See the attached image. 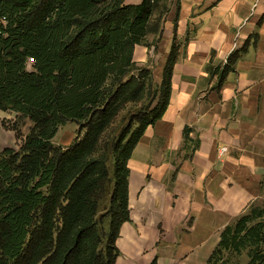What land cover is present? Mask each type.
<instances>
[{
	"label": "trees",
	"instance_id": "1",
	"mask_svg": "<svg viewBox=\"0 0 264 264\" xmlns=\"http://www.w3.org/2000/svg\"><path fill=\"white\" fill-rule=\"evenodd\" d=\"M162 19L159 0H0V111L32 122L18 150L0 153V264H117L128 161L168 106L179 53L174 42L158 83L134 61ZM128 103L136 108L119 118ZM67 122L77 140L54 145ZM249 246V264H264V206L224 229L207 264Z\"/></svg>",
	"mask_w": 264,
	"mask_h": 264
},
{
	"label": "crops",
	"instance_id": "2",
	"mask_svg": "<svg viewBox=\"0 0 264 264\" xmlns=\"http://www.w3.org/2000/svg\"><path fill=\"white\" fill-rule=\"evenodd\" d=\"M159 5L162 32L134 58L145 64L155 51L162 76L174 42L179 53L168 106L128 161L130 221L117 264H207L224 229L264 206V0Z\"/></svg>",
	"mask_w": 264,
	"mask_h": 264
},
{
	"label": "rangeland",
	"instance_id": "3",
	"mask_svg": "<svg viewBox=\"0 0 264 264\" xmlns=\"http://www.w3.org/2000/svg\"><path fill=\"white\" fill-rule=\"evenodd\" d=\"M148 38L146 39V41L153 45V39L149 40ZM136 59L134 58V61L136 62L137 66H146L148 68H151L154 73L155 81L157 83L161 81V76H158L160 56L156 55L155 51L152 50L151 57H149L148 62L145 64L137 62ZM32 64V60H29L27 64V68L29 70L33 69ZM135 108L136 106H133V104L128 103V105L122 109L119 118L125 115L126 113H130ZM31 127L32 122L28 118L21 117L12 110L0 111V153L6 148L18 150L24 138L29 133ZM78 135L79 125L74 122H67L66 124L58 128V131L52 139V142L56 146H68L77 140ZM107 198L108 194L104 196V199L100 203V212L103 210ZM258 203L259 205H262L261 200ZM252 248L253 247L249 246L246 249H243L240 253H225V264H249L251 259L249 257V250H251Z\"/></svg>",
	"mask_w": 264,
	"mask_h": 264
},
{
	"label": "built area",
	"instance_id": "4",
	"mask_svg": "<svg viewBox=\"0 0 264 264\" xmlns=\"http://www.w3.org/2000/svg\"><path fill=\"white\" fill-rule=\"evenodd\" d=\"M222 151H225V148H223Z\"/></svg>",
	"mask_w": 264,
	"mask_h": 264
}]
</instances>
